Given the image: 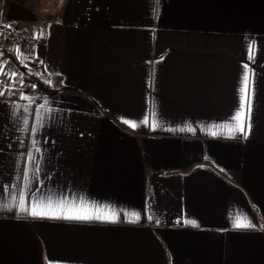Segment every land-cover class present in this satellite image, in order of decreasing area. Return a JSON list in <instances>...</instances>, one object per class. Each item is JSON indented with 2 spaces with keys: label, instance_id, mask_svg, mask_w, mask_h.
<instances>
[{
  "label": "crops",
  "instance_id": "crops-1",
  "mask_svg": "<svg viewBox=\"0 0 264 264\" xmlns=\"http://www.w3.org/2000/svg\"><path fill=\"white\" fill-rule=\"evenodd\" d=\"M40 2L0 0L50 84L0 94V264H264V0Z\"/></svg>",
  "mask_w": 264,
  "mask_h": 264
},
{
  "label": "snow or ice",
  "instance_id": "snow-or-ice-1",
  "mask_svg": "<svg viewBox=\"0 0 264 264\" xmlns=\"http://www.w3.org/2000/svg\"><path fill=\"white\" fill-rule=\"evenodd\" d=\"M155 2L158 3V0H155ZM253 55V49L251 46H249V57L251 58ZM245 68H247V65H245ZM247 81H248V76L245 75L244 76V84H245V89L244 91H246V88H247ZM2 94V93H0ZM22 99H28L27 97H21ZM249 111H250V108H249ZM243 117H244V112H243V106H241V111L237 112L236 116L233 117L234 120H237L240 122V127L238 128L239 131H243ZM126 124H129L130 127H133L135 128L137 125L136 123L132 122V121H128V120H125L124 121ZM145 123L147 122V120L145 119L144 121ZM233 131V129L229 128V132L231 133ZM215 135V133H213ZM29 159L30 160H35V157L32 156L31 153H29ZM25 180L28 179L27 177V174L25 173V176H24ZM19 196V208H20V211L22 212H28V214L30 215H46L47 213L43 212V211H37L36 208L39 206V204H36V205H33L31 209H28L25 207V199L26 197L28 196V192L25 190V191H22L20 193L17 194ZM16 199V196L14 195L13 196V200ZM63 203L64 202H61V207H63ZM2 206V205H0ZM97 213L95 215L94 218L96 219H102V220H108V219H112L114 220L116 218V214L115 213H112V212H106L104 214H99L100 213V209L98 208L97 210ZM126 215H129L131 218H133L134 220H138L140 218V214L139 213H136V212H132V213H126ZM64 218H72V219H91L93 218L92 215H66ZM151 218V217H149ZM189 223H192L195 225V222L194 221H189ZM233 226L236 227V228H248V227H253L254 225L251 224V222L247 221L246 218L242 217V216H237L234 218V222H233Z\"/></svg>",
  "mask_w": 264,
  "mask_h": 264
},
{
  "label": "trees",
  "instance_id": "trees-1",
  "mask_svg": "<svg viewBox=\"0 0 264 264\" xmlns=\"http://www.w3.org/2000/svg\"><path fill=\"white\" fill-rule=\"evenodd\" d=\"M43 39L42 34L38 35L37 39L34 38L36 41H41ZM7 58L12 61L17 68L21 71L22 77L21 81L23 84H29V82L33 81V89L39 90L41 92H46L42 89H50V84L45 80V77H34L32 70L27 67V64L31 63V59L28 57H20L16 54L13 48H9L5 51ZM2 58L3 55H0V93L1 95L7 94V92H12V86L15 83L11 80V78L7 75L4 66L2 65ZM59 78V77H55Z\"/></svg>",
  "mask_w": 264,
  "mask_h": 264
},
{
  "label": "rangeland",
  "instance_id": "rangeland-1",
  "mask_svg": "<svg viewBox=\"0 0 264 264\" xmlns=\"http://www.w3.org/2000/svg\"><path fill=\"white\" fill-rule=\"evenodd\" d=\"M45 1H47V2H45ZM53 0H50V1H48V0H41V2L40 3H42L41 4V6H39V8L40 7H44L45 9H50V7H51V4L52 3H50V2H52ZM36 10V13H38V14H41V15H44L42 12H40L37 8H35ZM38 14H36V15H38ZM44 16H47V15H44ZM38 18H44V17H41L40 15H38ZM41 19V20H42ZM32 36H33V38L31 39V40H26V39H24V40H22V41H20V42H18V43H12V41L11 40H9V39H7L9 42H7V41H4L3 39H1L2 37H0V55H3V58H2V65H4L5 66V71H6V73H7V75L11 78V80L15 83V85H14V89H17V90H30V88H31V86H32V88H33V81L31 80L30 82H29V84L30 85H25V84H23V82L21 81V77H22V74H21V71L17 68V66L12 62V61H10L8 58H7V56H6V54H5V51L7 50V49H9V48H13V49H16L17 48V46L19 45V44H21V42H27V41H29V42H33V40H34V38H35V36L32 34ZM5 45H6V47H5ZM15 52H16V50H15ZM18 52H16V54H17ZM18 56H20V57H22L20 54H17ZM27 67H28V65H27ZM29 68V67H28Z\"/></svg>",
  "mask_w": 264,
  "mask_h": 264
},
{
  "label": "built area",
  "instance_id": "built-area-1",
  "mask_svg": "<svg viewBox=\"0 0 264 264\" xmlns=\"http://www.w3.org/2000/svg\"><path fill=\"white\" fill-rule=\"evenodd\" d=\"M0 34L4 36V38L11 40L12 43H18L24 39L31 40L33 38L30 32H21L18 29L12 27H0Z\"/></svg>",
  "mask_w": 264,
  "mask_h": 264
}]
</instances>
